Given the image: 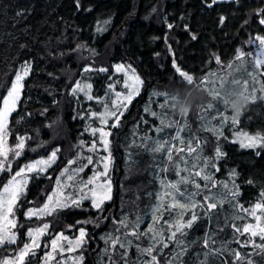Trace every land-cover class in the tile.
Listing matches in <instances>:
<instances>
[{
  "label": "trees",
  "instance_id": "1",
  "mask_svg": "<svg viewBox=\"0 0 264 264\" xmlns=\"http://www.w3.org/2000/svg\"><path fill=\"white\" fill-rule=\"evenodd\" d=\"M209 3L212 0H0V97L7 94L19 66L26 61L32 64V72L24 82L20 104L8 125L13 145L19 136L29 137L25 154L17 161L13 171L22 162L47 158L53 149H60L57 164L48 171L52 179L42 176L31 180L29 184L26 197L21 201L24 207L18 217V243L12 248L25 243L24 232L30 226L49 221L51 234L67 231L69 225H75L71 235L76 233V228L87 229L90 239L82 250L83 264H107L109 258L119 259V264H140L141 260L147 259L146 256H140L137 247L149 246L150 234L139 240L129 236L131 247L122 249L117 245L109 252H105L109 246L101 239L108 233L117 235L116 224L112 222L114 218L119 220L127 217L130 223L139 220V231L145 232L147 229L143 220L151 219L159 199L157 190L152 204L134 205L129 200L140 197L138 188H127L126 185L120 188L119 176L124 170L121 129H111L115 159L112 176L116 183L117 201L104 204V214L108 219L102 220L100 227L76 223L89 218L96 219L98 213L90 207L89 202L84 203L83 210L66 209L45 220H26L23 211L46 202V196L54 189L57 175L68 166L70 160L78 154H91L86 147H79L80 141L91 142L95 139L85 131L88 121L75 117L85 107L94 110H101L102 107L83 96L77 102L69 94L76 81H91L94 85L92 95L105 98L111 96L108 90L111 79L114 82L122 80L121 75L114 73L113 66L119 63L132 65L143 79L144 89L123 115V127L125 123H132L129 119L133 115L135 123L144 114L141 104L145 100L148 103L149 98H152L149 95L151 89L166 92L173 86H181L186 93L191 90L194 81L183 82L176 67L200 81L226 68L228 63H234L239 50L249 53L252 50V44L248 43L250 39L257 35L264 36V24L259 22L264 19V11H261L264 9V0H230L216 2L212 7L207 6ZM221 17H224L222 24ZM105 21L104 31H98V26ZM168 24L173 27L169 29ZM193 35L196 36L195 40L192 39ZM216 56L221 59L220 65L215 63ZM87 66L94 69L105 67L108 72L84 73L83 69ZM261 72L264 85V67H261ZM116 86L119 90L120 83ZM139 102L141 104H137ZM25 112L30 115L24 117ZM17 120L20 122L17 123ZM243 124L253 134L264 135L263 100L249 104L243 114ZM224 151L222 173L236 171L238 175L235 182L240 192L237 199L246 208L252 206L264 191V148L244 150L236 144H230ZM104 154L103 151L98 153ZM93 159L96 160V155H93ZM73 166L77 167L75 164ZM93 170V166H88L81 177L90 178ZM7 177L8 174H4L0 178V186ZM221 180L228 181L229 178L222 177ZM249 180L252 183H248ZM215 190L222 191L219 186L213 192ZM211 213L212 217L205 215L188 229L187 235L182 238L184 244L181 248L187 249L182 255L172 260L180 249L171 243L158 255L159 264H169V261L172 264H229L234 257L231 250L249 252L252 249V246L241 247L236 243L239 234L233 225H242L245 221L234 218L235 212L227 200ZM21 224L24 227H20ZM206 234L215 241L214 244L209 242L215 251L207 256L205 253L208 250L204 247ZM167 235L166 231L165 237ZM247 235L239 236V239L244 240ZM50 237L52 235H47L45 241L48 242ZM257 238L254 239L259 243ZM160 252L158 246L153 255ZM259 252L261 256L263 250ZM253 260L255 264H263L262 257Z\"/></svg>",
  "mask_w": 264,
  "mask_h": 264
},
{
  "label": "snow or ice",
  "instance_id": "2",
  "mask_svg": "<svg viewBox=\"0 0 264 264\" xmlns=\"http://www.w3.org/2000/svg\"><path fill=\"white\" fill-rule=\"evenodd\" d=\"M217 0H212L207 6L212 7V4L216 3ZM261 11H264L262 9ZM19 14V13H18ZM221 24L224 22V17L220 18ZM261 24H264V19H260ZM107 21L103 22L102 25L98 26L97 30L104 31V25ZM169 29L173 27L172 24L167 25ZM192 39L195 40L196 36L193 35ZM258 43L259 49H264V36L257 35L248 41L249 44ZM169 50L171 51V46L169 45ZM248 52L245 50H239L235 55L236 61H245ZM215 63L217 65L221 64V59L219 56L215 57ZM254 67H264V54L255 58L251 62ZM232 64L228 63L226 69H231ZM92 71L98 72H108V69L101 67L94 69L91 66L84 67V73H91ZM32 64L30 61H26L18 70L14 82L12 83L7 94L0 97V173L5 171L11 172V163L9 160V152L14 154L15 158L22 155L26 140L29 139L27 136H19L15 148H9L7 146V137L9 135V117L11 114L17 110L18 105L21 101V96L24 89L23 81L31 74ZM115 72L123 73L126 79L123 81V87L128 89V94L125 95L121 92L115 91V85L121 83L116 81L108 85L109 93L114 94L111 96H106L105 98L94 97L91 94L92 84L87 82V80H78L70 88L69 94L80 102L81 95L84 99L88 101H96L102 107L100 110H91L90 108H83L81 112H78L75 118L88 121V127L85 129L89 132L93 139L91 142L80 141L79 147L84 149L86 147L87 152L90 155H80L78 154L75 159L70 160L69 164H75L77 167L69 168L65 167L60 172L59 178L54 181V189L46 196V202L39 207L26 208L24 211V216L26 220H45L46 217L57 214L60 211L66 209H81L84 208V201L90 202V207L95 209L98 213L95 220L89 218L84 221H77V224H92L95 227H100V222L102 220H107L108 217L104 214V204L110 202L113 199V183L112 178L109 175L110 169L114 165L113 155L111 151V141L109 137L113 135L111 129H117L121 127V117L126 111L127 104L131 103L133 97L139 94V85L142 84L140 78L135 75L134 69L130 66H125L123 64H118L115 66ZM176 72L180 77L183 78V82L192 83L194 81L193 75L182 71L179 67H176ZM51 75V74H50ZM213 75L212 83L215 87L211 90L210 95L213 96L214 101L218 102L225 110L228 109V100L224 97L220 89L226 82V71H220ZM252 80H256L257 77L255 73L252 75ZM207 77L196 82L200 85H206ZM244 88L249 94V98L254 101L256 99L255 93H249L248 81H244ZM261 90L264 91V85L261 86ZM170 97H165V102L168 106L172 107ZM164 106V105H162ZM212 103L208 104V108H211ZM147 110V109H146ZM47 111V110H45ZM43 115V113H41ZM153 116L157 115L155 112L151 113ZM30 113H23L24 117L29 116ZM238 116L234 115L232 117V123H238ZM228 117H224V121H227ZM98 121L97 126H92V121ZM111 120V126L109 127V121ZM20 121L17 120V123ZM223 126V122L221 127ZM215 131V129H213ZM159 131V129H157ZM145 139H151L150 137H145ZM176 139L179 140L180 145L184 144L183 140H180L179 131L176 134ZM233 142H238L242 148L257 149L264 148V136L260 135H249L246 132H241L238 134L237 140ZM155 147L149 149L152 152H160L164 149V143L160 141H153ZM142 147H147V145H141ZM177 153L187 151L188 154L197 153L193 158L194 160H199L202 154L200 149V143H197L195 147L191 144L187 148L182 146H177L176 144H170L168 150L165 153L167 161L171 162L173 160V150ZM34 150V149H32ZM103 151L106 155H98L99 152ZM59 148H55L51 151L47 158H39L33 162L26 163L23 167H20L7 182L0 186V250L7 255H0V264H32L31 261H27V257L31 254L33 257L36 255V249L40 248L41 239L45 235H52L50 241L45 243L46 248H50L49 252H46L42 256V264H50V261L55 259L57 254L62 256V260H58L56 264H83V255L79 256H68L63 257L65 252L73 253L79 249L85 247L88 243L90 237L88 236V231L84 227L76 228L78 235L73 238H69L64 234L63 231L55 234L49 233L51 227V222L45 221L42 225L30 226L26 230L27 242L23 243L20 248L13 249L11 246L17 243L18 234L14 231L17 228V218L16 210L19 207H24L21 201L26 197L28 184L33 179H40L42 176L45 179L51 180L52 176L48 173L49 168L58 159ZM93 155H96V160L94 161ZM225 155L219 147L215 150V159H219ZM259 155V153H257ZM131 157V153H129ZM210 158H205V162L198 170L195 171V177L201 178L205 183L203 186L196 182L195 179H191V172L189 171L187 161L184 157H181L179 161L175 162L172 167L174 168L177 176L180 179L176 182H170L167 180H161V191L158 195V203L155 205L151 216V225L147 227L145 232H140V223L137 220L135 223H130L127 217H122L119 220L113 219V223L116 224V233L113 235L108 233L101 236V239L109 246L105 249V252L114 250L117 245L122 249H127L132 246V241L128 239L129 236L135 237L139 240L142 236H149L151 243L149 246L141 248L137 247V252L140 256H146L147 259L140 261V264H159L158 255L162 254L163 248H167L169 243H174L175 246L180 249L172 257L175 260L176 257L183 254L186 248H181L184 244L183 237L187 235L185 229L192 227L193 222L200 218V212L205 215H210L211 211L216 209L218 204L222 205L225 200H227L235 212L234 218L237 220L246 221L247 217H251L253 222H245L242 225H233L235 232L239 236L247 235V238L241 241L239 236L236 237V243L241 247L252 246L257 250H264V191L260 193V197L257 202H255L250 207H244L243 204L239 203L238 196L239 185L236 184L237 173L233 170L228 181H217L215 180L214 174L205 171L208 167ZM83 160V163L79 161ZM88 166H93L98 169L94 171L90 178L84 179L80 176L81 173ZM215 171H219L216 164H212ZM192 168H196L193 164ZM168 168L164 167L161 169L163 172H167ZM189 172L188 176H183L181 173ZM192 183L195 191H181L178 187L181 183ZM252 183L251 180L247 181ZM220 187L221 192H213V189ZM208 192V195H204L203 200H197V196L202 195L204 191ZM225 191L227 195H225ZM167 198V199H166ZM27 203H32L27 201ZM190 211L191 215L187 221L183 220V216L186 212ZM167 213L168 219H164V214ZM244 213L246 215H241ZM162 226L157 228L156 226L161 224ZM24 227L23 224L19 225ZM164 226L168 229L167 237L164 236ZM75 225H69V230L74 228ZM123 229L124 231H121ZM181 239H177V235ZM259 237V243L254 239ZM215 243L212 237L206 234L204 239V247L208 248L209 242ZM160 247L161 252L157 255H153L154 250ZM214 249L208 248V252L205 256L213 252ZM232 255L235 257L236 261H241V253L239 251L231 250ZM126 255V252H125ZM247 255V254H245ZM172 264V261H169ZM247 264H251V261H247Z\"/></svg>",
  "mask_w": 264,
  "mask_h": 264
},
{
  "label": "rangeland",
  "instance_id": "3",
  "mask_svg": "<svg viewBox=\"0 0 264 264\" xmlns=\"http://www.w3.org/2000/svg\"><path fill=\"white\" fill-rule=\"evenodd\" d=\"M223 1H230V0H217V2H223ZM258 41L255 44H252V50L248 53L247 57L245 58V61H235L232 63L231 69H221L220 71H226V82L223 85V87L220 89L224 97L228 100V105H229V98H228V92L238 86H243L244 88V81H248V90L249 93H255L256 99L252 101L250 98V103H256L259 99L264 101V91L261 90L262 84V72L260 73L261 67L257 66L256 68L254 65L251 63L252 61L255 60L256 56L259 57L262 54H264V49H259L258 46ZM24 64V63H23ZM21 64L19 68L23 65ZM123 64L126 67L130 66L131 69H134L135 75H137L140 80L142 81V84L139 85V94L135 95L131 101V103L139 98L141 94L143 93V87H144V81L141 78L140 74L137 72V70L130 64L126 63H119ZM118 64H115L113 66L114 68V73L116 75H121L122 80H120V89H117V86L115 85V91L121 92L125 95L128 94V89H125L123 87V81L126 79L123 73H117L115 72V66ZM19 70V69H18ZM218 71V72H220ZM18 72V71H17ZM216 72V73H218ZM215 73V74H216ZM255 73L257 79L254 81L252 80V75ZM29 77V76H28ZM27 77V78H28ZM26 78V79H27ZM15 79V78H14ZM25 79V80H26ZM213 75H209L206 80V85H200L196 82L194 78V86L191 88L190 91L187 93L184 90V87L179 86L178 88L176 87H171L169 88L168 91H158L157 89H151L149 91V95L152 96V98H149V102L146 103L143 102L144 104H141V102L137 104H141L144 107L143 110V115L138 117L135 120V115H133L132 118L129 119V123H125L124 126L117 129H121V152H122V168L123 173L119 176V185L120 188H131V187H137L139 190V195L140 197L129 200L131 203L134 205H142L144 203H151L153 202L155 198V193L158 190V193L162 190L161 189V180H167L170 182H176L177 180L180 179V176H177L174 168L172 165L179 161L181 157H184L185 160L187 161V165L189 168V171L191 172V179H195L196 182L200 183L202 186L205 183L201 178L195 177V171L199 169L200 166H202L205 162V158H210L208 167L205 169L207 172H211L214 174L215 180L217 181H222V177H225L230 179L229 174L231 173V170H228L226 173H222V162L225 158V155L220 157L218 160L215 159V150L217 147L220 148V150L225 153V147L227 145H233L236 144L240 148V144L238 142H233L237 140L238 134L241 132H246L249 135H260L264 136L263 134H253L251 131L247 130L246 127L243 124V114L242 115H236L234 114L231 109L228 106V109L225 110L223 106H221L218 102L214 101V98L212 95H210L211 90L215 87V85L212 83ZM23 81V84L25 82ZM114 79L112 78L111 81ZM196 81V82H195ZM14 82V80H13ZM87 82L92 84V89H91V94L93 93L94 90V85L91 81L87 80ZM187 83V82H186ZM245 89V88H244ZM109 90V89H108ZM156 93V94H153ZM111 94V93H110ZM248 94V92H247ZM114 95V94H111ZM82 96V95H81ZM168 96L171 99V105L172 107L168 106L167 103L165 102V97ZM249 96V94H248ZM22 98V96H21ZM102 98V97H101ZM148 98V97H147ZM103 99V98H102ZM131 103L127 104L126 111H124V114L127 113L128 107H130ZM212 103V107L208 108V104ZM100 105V104H99ZM164 105V106H162ZM187 106V107H185ZM179 107V112L177 111V108ZM18 108V107H17ZM190 108V111L188 110ZM147 109V110H146ZM94 110V109H91ZM103 109L101 108L100 111ZM15 112V111H14ZM13 112V113H14ZM155 112L157 115L153 116L151 113ZM12 113V114H13ZM11 114V116H12ZM123 114V115H124ZM236 115L238 116V123L233 124L232 123V117ZM9 117V120L11 118ZM228 117L227 121H224V117ZM123 117V116H122ZM121 117V119H122ZM127 122V121H126ZM223 122V126L221 127V124ZM110 123V121H109ZM98 121L93 120L92 121V126L95 127L97 126ZM159 129V131H157ZM215 129V131L213 130ZM112 131V130H111ZM179 131V137L180 140L184 141L183 145H180L179 140L176 139V134ZM145 137H150L151 139H145ZM111 141V151H112V138L109 137ZM153 141H160L161 143H164V149L160 152H152L149 149L155 147V144ZM120 142V141H119ZM197 143H200V149L197 151L200 152L202 150V154L200 156L199 160H194L193 158L197 155V153H191L188 154L187 151L185 152H179L177 153L175 149L173 150V160L171 162L167 161L165 153L168 150V146L170 144H176L177 146H182L187 148L189 144H191L193 147L196 146ZM16 145V144H15ZM15 145H13L10 141V134L7 137V146L9 148H15ZM141 145H147V147H142ZM123 146V147H122ZM27 147V140H26V145L25 149ZM25 149L22 153V155L18 158L14 157V154L12 152H9V160L12 161L11 163V172L5 171L3 173H0V178L4 174H8V177L6 181L3 183V185L7 182L8 179L11 178V176L20 168L23 167L26 163L28 162H33L34 160L22 162L21 164L18 165V168L16 171H13L14 167L16 166L17 161L23 158L25 154ZM244 150H247L249 148H242ZM260 149V148H257ZM257 149H252V150H257ZM114 151H112L113 155V160L114 159ZM51 153V152H50ZM129 153H131V157L129 156ZM106 155V153L104 154ZM39 159V158H38ZM58 162V159L56 162L52 165H56ZM195 164L196 168H192V165ZM212 164H216V166L219 168V171H215L212 167ZM51 167V168H52ZM70 169L75 168L73 164H68ZM167 167L168 170L167 172L161 171L162 168ZM49 168V170L51 169ZM221 169V170H220ZM48 170V171H49ZM94 171H98V169L94 168L92 173ZM113 167L110 169L109 175L111 176L112 180L114 181V177L112 176L113 172ZM83 173L80 174L82 176ZM92 175V174H91ZM183 176H188L189 172H183L181 173ZM60 173L57 175V178H59ZM89 177H91L89 175ZM113 199L112 201H117L115 197V193L117 191L115 187V181L113 182ZM31 182V181H30ZM30 184V183H29ZM28 184V187H29ZM126 185V186H125ZM181 191H195L192 183H181L178 185ZM119 189V188H118ZM28 191V188H27ZM214 192H217L215 190ZM157 193V194H158ZM219 193V192H217ZM116 195H119L117 193ZM204 195H208L207 191L205 190L202 195L197 196V200H203ZM227 195V194H225ZM118 198V197H117ZM167 199V198H166ZM158 200V199H157ZM156 200V203H157ZM89 202V201H84ZM111 202V201H110ZM90 203V202H89ZM155 203V204H156ZM219 205V204H218ZM250 207V206H247ZM22 211V207L17 208L16 210V218H17V228L14 230L17 234L19 233V227H18V217ZM25 211V210H24ZM24 211H23V216H24ZM197 212H199L200 218L197 219L195 222H193L192 226L202 220L205 216L204 213L200 212L199 209H197ZM212 212V211H211ZM214 213V212H213ZM191 215V212L188 211L185 213L183 216V220L187 221ZM209 217H212V213L210 215H207ZM25 217V216H24ZM35 219V218H34ZM164 219H168L167 213L164 214ZM245 222H253L254 220L251 217H247ZM244 222V223H245ZM243 223V224H244ZM143 224H146V229L151 225V219L148 221L147 219L143 220ZM241 225V224H239ZM162 226L161 224L157 225L156 227L159 228ZM164 236L165 232H168V229L166 226H164ZM51 229V227H50ZM49 229V231H50ZM27 230V229H26ZM124 231V230H121ZM66 236H68L70 239L73 238L74 236L78 235V233L72 234V229L69 230L67 228V231H63ZM185 232H188V229H185ZM50 233V232H49ZM59 233V232H58ZM25 234V242H27V236L26 232ZM151 235V234H150ZM46 236H43L41 239L40 243V248L36 249V255L33 257L31 254L27 257V261H31L32 264H42V256L44 253L49 252L50 248L45 247V239ZM177 238H180L179 234L177 235ZM51 239V237H50ZM47 240V241H50ZM129 239V238H128ZM18 240V238H17ZM243 241L242 239H240ZM259 241V237L257 238ZM18 243V242H17ZM16 243V244H17ZM24 243V242H23ZM14 244V245H16ZM88 244V243H87ZM86 244V245H87ZM171 244V243H169ZM12 245L11 247H13ZM22 244L18 245L17 247L13 249H18L21 247ZM208 248H211L209 245ZM208 248H206L208 250ZM128 249V248H127ZM82 249L77 250L76 252L73 253H68L65 252L63 254V257L66 258L68 256H79L83 255L84 257V252ZM42 251V253H41ZM128 252L127 250H125ZM215 251V250H214ZM259 251L262 250H257L252 247L249 252H244V251H239L241 253V258L244 264L247 261H251V264H255V258L262 257V263L264 264V250L263 254H261ZM41 253V254H39ZM247 254V255H245ZM0 255H7V253H3L2 250H0ZM40 256V260L39 259ZM228 260L229 257H227ZM58 260H62V256L60 254H57L55 259L50 261V264H56ZM84 261V259H83ZM119 259H112L109 258L107 261V264H119ZM241 264V261H236L235 257L231 260L229 264ZM247 264V263H246Z\"/></svg>",
  "mask_w": 264,
  "mask_h": 264
},
{
  "label": "clouds",
  "instance_id": "4",
  "mask_svg": "<svg viewBox=\"0 0 264 264\" xmlns=\"http://www.w3.org/2000/svg\"><path fill=\"white\" fill-rule=\"evenodd\" d=\"M228 98H229V108L231 111L236 115H242L250 104V99L247 94V91L243 88V86H238L233 89H231L228 92ZM187 107V106H185ZM179 107L177 108V111L179 112ZM190 111V108L188 109Z\"/></svg>",
  "mask_w": 264,
  "mask_h": 264
}]
</instances>
